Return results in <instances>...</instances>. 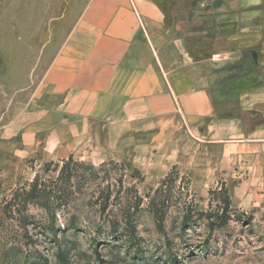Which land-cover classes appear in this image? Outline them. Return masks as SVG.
Returning <instances> with one entry per match:
<instances>
[{
    "label": "crops",
    "instance_id": "crops-1",
    "mask_svg": "<svg viewBox=\"0 0 264 264\" xmlns=\"http://www.w3.org/2000/svg\"><path fill=\"white\" fill-rule=\"evenodd\" d=\"M211 1L209 17L189 13ZM251 51L259 82L231 96L222 80ZM23 112L22 154L153 180L244 158L263 187L264 0H84Z\"/></svg>",
    "mask_w": 264,
    "mask_h": 264
},
{
    "label": "rangeland",
    "instance_id": "rangeland-1",
    "mask_svg": "<svg viewBox=\"0 0 264 264\" xmlns=\"http://www.w3.org/2000/svg\"><path fill=\"white\" fill-rule=\"evenodd\" d=\"M83 3L0 0V264H264V186L252 161L153 180L126 162L21 153L19 118ZM211 3L189 13L203 20ZM260 67L247 53L223 89H252ZM35 182L44 192L30 197Z\"/></svg>",
    "mask_w": 264,
    "mask_h": 264
},
{
    "label": "trees",
    "instance_id": "trees-1",
    "mask_svg": "<svg viewBox=\"0 0 264 264\" xmlns=\"http://www.w3.org/2000/svg\"><path fill=\"white\" fill-rule=\"evenodd\" d=\"M44 192V189H42V188H39L38 189V185H37V182H35L33 185H32V187H31V192H30V194H29V196L31 197H36V193H39V194H41V193H43ZM104 208H103V212H104ZM156 215V214H155ZM157 218H158V216H156Z\"/></svg>",
    "mask_w": 264,
    "mask_h": 264
},
{
    "label": "water",
    "instance_id": "water-1",
    "mask_svg": "<svg viewBox=\"0 0 264 264\" xmlns=\"http://www.w3.org/2000/svg\"><path fill=\"white\" fill-rule=\"evenodd\" d=\"M214 5H216V4H214ZM250 54H251L253 60H254L255 62H257V55H256V53H255L254 51H251Z\"/></svg>",
    "mask_w": 264,
    "mask_h": 264
}]
</instances>
